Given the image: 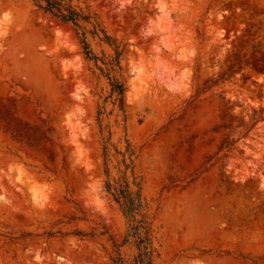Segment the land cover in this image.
Returning a JSON list of instances; mask_svg holds the SVG:
<instances>
[{"label":"rangeland","instance_id":"obj_1","mask_svg":"<svg viewBox=\"0 0 264 264\" xmlns=\"http://www.w3.org/2000/svg\"><path fill=\"white\" fill-rule=\"evenodd\" d=\"M84 1L124 44L123 110L68 24L0 0V264L131 258L102 156L126 139L157 264H264V0Z\"/></svg>","mask_w":264,"mask_h":264},{"label":"trees","instance_id":"obj_2","mask_svg":"<svg viewBox=\"0 0 264 264\" xmlns=\"http://www.w3.org/2000/svg\"><path fill=\"white\" fill-rule=\"evenodd\" d=\"M30 1L37 9L50 14L64 24H68L73 29L82 46L85 58L92 60L99 69L100 74L107 78L110 85V95H114V103L118 104L119 108L123 110L124 85L121 79L122 65L120 55L124 44L117 42L108 33L98 14L85 1L83 5L79 0ZM89 35L108 45L113 52L106 53L102 50L101 55L95 53L89 41ZM110 145L113 147L114 152H111ZM134 154L135 150L128 139H126L124 149H120L117 145L110 142L103 145L105 189L120 204L125 213H129L132 216L138 211L140 213V218L136 224L131 226V231L123 240V242H127L130 237H133L137 249L136 253L126 260L118 252L113 259L115 264H157L156 259L159 256V251L153 244L150 222L147 221V214L140 212L142 208L140 182L135 180L136 176L131 181L127 175V170L133 166L132 156ZM113 157L117 160L116 167L120 173L118 177L111 176L109 162ZM132 175H134L133 170ZM132 184L137 185V188L133 189Z\"/></svg>","mask_w":264,"mask_h":264}]
</instances>
